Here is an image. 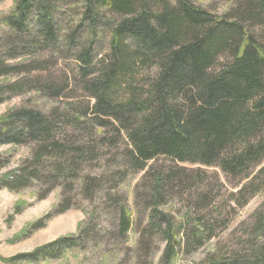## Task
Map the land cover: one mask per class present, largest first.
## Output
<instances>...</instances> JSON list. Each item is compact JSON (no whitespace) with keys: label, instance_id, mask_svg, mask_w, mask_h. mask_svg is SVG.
<instances>
[{"label":"trees","instance_id":"1","mask_svg":"<svg viewBox=\"0 0 264 264\" xmlns=\"http://www.w3.org/2000/svg\"><path fill=\"white\" fill-rule=\"evenodd\" d=\"M60 1L13 0V9L2 17L11 32L0 38V48L10 56L0 59V102L29 88L51 97L66 95L69 79V84L56 83L34 74L53 55L42 60L38 52H53L74 58L81 87L94 103L47 113L21 106L0 117V145L32 140L39 146L36 151L32 147L20 172L5 173L1 187H39L33 179L48 180L51 190L62 186L60 213L75 195L91 201L100 197L98 207L117 219L111 234L124 239L134 226L140 229L143 210L146 225L135 247L154 264L150 246L156 249L160 238L165 246L158 264H175L182 250L200 247L226 227L228 218L223 226L213 218L217 198L209 196L216 188L235 180L244 202L246 192L264 190V42L258 39L264 33V0H238L233 19L212 15L188 0H80L83 12L61 36L52 17ZM101 7L118 17L105 21ZM99 29L103 37L110 32L105 54L98 53ZM21 73L27 76H16ZM106 155L112 158L106 160ZM54 156L61 159L50 162ZM159 157L172 164L149 165ZM91 159L100 163L79 176V162ZM138 171L145 172L129 204L116 197V183ZM74 180L79 182L75 189L69 184ZM187 189L192 202L176 223L163 205L170 194ZM243 226L248 251L205 263L264 264V201ZM87 233L110 235L90 222L76 236L40 248L41 257H57L96 240ZM144 235L145 243L140 241Z\"/></svg>","mask_w":264,"mask_h":264},{"label":"rangeland","instance_id":"2","mask_svg":"<svg viewBox=\"0 0 264 264\" xmlns=\"http://www.w3.org/2000/svg\"><path fill=\"white\" fill-rule=\"evenodd\" d=\"M188 1L212 15H226L229 19H233L237 14L236 8H238V0ZM56 4L52 17L55 20L56 27L60 29L59 35L61 36L66 31L68 32V29L73 28L71 27L72 23L75 24L73 20H75V17L81 15L84 10L82 5L84 4L80 0H62ZM13 7V0L0 1V38L6 35L9 36L11 32V28L2 21V17L9 15ZM73 11L75 12L72 16ZM101 11L104 13L105 21L106 19L118 17L117 14H114L107 8L101 7ZM32 21H34V16L29 20L31 26ZM30 28L33 29L32 27ZM109 33L108 30V35L105 33L103 37L102 30L99 31L97 48L100 52L98 53L105 54L110 50ZM258 39L264 42L263 32L262 34L259 33ZM51 54L53 55L50 62L42 65L43 67H40L42 69L34 72V74L35 76H42L44 80L49 78L50 81L56 83L65 81L68 83L67 79H69L70 85L66 91V95L51 97L42 91L40 92L39 89L32 90L29 88L22 95H15L6 101H1L0 117H3L8 111H12L21 106H29L32 109L47 113L49 111L61 112L66 107L72 110L70 106H77L78 108L87 107L94 103L91 95L81 87V76L74 58L72 56L65 58L53 52H38L37 58L42 60L47 59ZM9 58L10 56L6 53L5 48H0V59L8 60ZM226 59V56H223L221 62H225ZM218 68L219 65L218 67L216 66V69ZM34 74L31 76H34ZM16 76L21 77L27 75L26 73H21ZM93 131L97 133L98 128L95 127ZM32 147L36 151L39 146L32 140L29 143H5L0 145V163L3 164V166H0V264H106V261L109 264H140L141 261V264H149L147 260L144 261L142 258L141 248L135 247V240H138L139 234H141L142 229L146 225L145 211L141 210L138 215L140 229L134 226L128 233L129 238L124 239L117 232L111 234L116 229L117 219L108 213H104L98 207L102 201L100 197L91 201L89 198L85 199L83 195H75L71 203L68 204L69 209L60 213L58 209L62 203V186H56L51 190V184L48 180L44 179L43 182H40L33 179L36 184L40 185L39 187L33 186L31 183H29L31 186L28 188L24 187L25 189L22 188L21 190H10L7 187H1L5 173L11 170L21 171L26 159L30 157ZM43 156L46 158L49 155ZM107 157L112 158V156L106 155V160ZM48 159L50 158L48 157ZM51 159L49 160L50 162H56L61 157L54 156ZM98 163H100V159L79 162L77 169L78 175L82 176L93 172ZM154 164L160 166L172 163L166 157H159L149 163V165ZM185 166L189 165L187 164ZM40 168H38L39 172ZM216 170L219 171L223 181L226 182L224 174L219 169ZM210 171H213V169H210ZM144 172L138 171L135 174H128L124 180L120 178L116 183L118 185L115 191L118 193L116 197L119 198L120 195V197L127 198L129 204L134 203V187L141 181ZM230 180L226 182L225 188H216L209 196L212 201L214 197L217 198V201H215L217 205L213 214V218L218 223L217 226H223L228 218L226 227H219L216 235L200 247H194L189 251L182 250L178 254L175 264H206L204 261L206 259L210 261L213 258L216 260L221 258L227 259L237 251H248L250 248V244L248 243L249 236L247 235L246 229H244L246 226L240 227V224L247 221L262 204L264 201V190L257 191L251 195L246 192L247 199L244 202L241 194H236L240 185H237L235 180ZM69 184H72L74 189L79 186L77 180ZM143 192H145V189L141 191L142 194ZM43 194L45 195L43 196ZM237 200L238 202H244V204L238 206ZM166 202L163 208L169 210L173 214V220L179 223L184 219L185 214H187L188 206L192 200L187 189L181 193L176 192L170 194L166 198ZM89 221L92 226L106 229V232L110 235L105 234L106 236H104L102 234L95 237L87 233L88 237H95L96 240L83 243L82 248L63 251L57 257L47 259L41 257L43 250H39L40 248H44L45 245L59 237L76 236L79 233V229L89 224ZM89 232H92V230H89ZM144 236L140 238V241L143 240L144 242L146 235ZM159 240L160 238L156 240L158 241V247L156 249L152 250V246H150V251H153L152 254L154 253L152 255L154 264L159 263L165 246V241ZM139 243L137 242V245ZM32 253H36V256L33 258L20 257L14 261L9 260V258L21 254Z\"/></svg>","mask_w":264,"mask_h":264}]
</instances>
